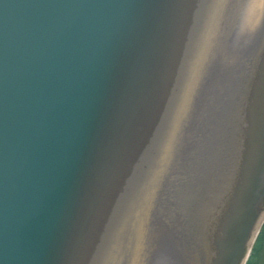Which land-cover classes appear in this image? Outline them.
Instances as JSON below:
<instances>
[{
	"label": "water",
	"instance_id": "95a60500",
	"mask_svg": "<svg viewBox=\"0 0 264 264\" xmlns=\"http://www.w3.org/2000/svg\"><path fill=\"white\" fill-rule=\"evenodd\" d=\"M264 217V0H0V264H245Z\"/></svg>",
	"mask_w": 264,
	"mask_h": 264
},
{
	"label": "rangeland",
	"instance_id": "374dc122",
	"mask_svg": "<svg viewBox=\"0 0 264 264\" xmlns=\"http://www.w3.org/2000/svg\"><path fill=\"white\" fill-rule=\"evenodd\" d=\"M245 264H264V217L260 231Z\"/></svg>",
	"mask_w": 264,
	"mask_h": 264
}]
</instances>
